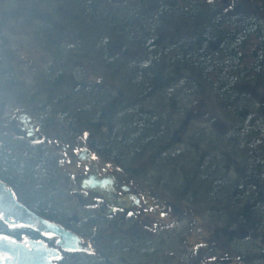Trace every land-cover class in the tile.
<instances>
[{"label":"flooded vegetation","instance_id":"obj_1","mask_svg":"<svg viewBox=\"0 0 264 264\" xmlns=\"http://www.w3.org/2000/svg\"><path fill=\"white\" fill-rule=\"evenodd\" d=\"M146 1L141 0L140 7L136 3L133 9L115 10L130 18L122 31L126 43L142 49L138 59L125 65L133 83L144 86L132 89L136 91L130 95L135 97L132 101L146 95L156 100L157 74L163 70L158 48L150 45H160L168 18L157 3L154 8L144 7ZM30 2L19 7L18 0H0V181L20 204L73 231L89 250H63L56 236L42 235L29 226H9L1 218L0 235L44 241L61 252L52 260L56 264H264L263 214L244 215L238 201L224 207L209 201L205 209L210 215L197 216L193 211L191 216L166 217L167 206L178 209L154 198L110 159H102L92 144L102 141L104 127L113 131L116 93L107 83L76 81L75 59L84 56L96 64L105 62L112 70L128 53L118 50L121 45L113 36V24L112 36L101 45L94 41L88 50L79 25L67 21L72 13L66 8L50 10L40 1ZM171 14L176 16L171 24L177 26L183 25L185 16L189 21L193 16L176 7ZM205 15L214 16L208 11ZM131 24L138 25L133 32ZM71 26L76 29L73 39L67 31ZM172 37L179 57L189 58L195 48L191 32ZM24 49L31 50L25 51L30 54L26 58L19 55ZM81 73L86 74L84 67ZM146 104V112H158L156 102ZM67 165L74 169L69 171ZM223 169L226 173L228 168ZM258 202L250 207L258 211ZM260 207L264 212V204ZM206 218L212 223L205 226L206 234L186 246V230L192 232L199 219ZM185 219L188 226L181 225ZM180 254L184 261L178 259Z\"/></svg>","mask_w":264,"mask_h":264},{"label":"trees","instance_id":"obj_2","mask_svg":"<svg viewBox=\"0 0 264 264\" xmlns=\"http://www.w3.org/2000/svg\"><path fill=\"white\" fill-rule=\"evenodd\" d=\"M71 1V4L75 3L76 6L84 1V6L90 10L101 8L98 0ZM154 1L164 10V15L168 18L167 24L171 18L175 17L171 14L175 7L179 11L189 10L193 13L190 14L193 15L190 20L193 26L192 35L195 48L191 58L179 57L178 47L168 40L160 39V45H156L157 43L150 45L153 50L158 48L162 61L173 58L171 61L176 69L189 70L190 74L184 77L186 79L184 82L179 78L172 79L173 76H169V72L166 73L165 70L157 74L160 81H158L156 100H154L155 96L146 95L132 101L134 96L131 99L128 95L125 97L116 92L113 131L111 127L110 129L104 127L102 141L92 144L94 150H99L104 159H110L116 165L123 166L122 169L131 172L132 175H136L134 164L140 161L148 150L155 149L157 157L163 156L164 153H172V162L167 161L168 158L163 160V157L157 161L156 156H153V159L151 158L140 166L143 169L144 164L149 165L148 170L150 171H146L144 177L148 181L156 179L153 185L164 195L168 194L171 197L177 195L181 201L187 204L197 203L201 208L205 205V201L217 202L222 207L238 201L244 215H264L260 207V204H264V123L255 115L256 96H251L249 92H246L248 84L253 83L254 88L264 85V3L263 6L253 9L249 5L253 3L252 0H228L227 4L220 3L218 0ZM137 3L139 7L142 6L140 5L141 0ZM143 5L145 7V4ZM207 11L214 15L211 19L209 16L206 17L205 12ZM125 14L124 17L128 16V13ZM116 18L120 17L116 15ZM126 24L128 23H124L123 26L128 27ZM135 24H131V32L134 31V27L138 26ZM123 26L114 28L115 35L127 40L122 34ZM167 67L169 69L173 66L162 64V69ZM129 76L133 78V74ZM138 83L137 81L132 82V87H144ZM202 86H207L209 88L207 91L210 93L212 91L215 97L220 99L221 107L225 108L224 115L227 118L225 122L230 130H227V133L222 132L223 126L215 118H212L211 123L220 124L218 126L220 135L224 134V138L229 137L227 139L235 145L232 151L235 150L245 161L244 165H241L244 170L241 181L236 180L237 182L229 188L225 178L218 180L216 177H211L208 180L203 176L202 156L200 155L198 160L194 161V157L201 149L197 144H188V141L184 140V134L187 132L184 128L187 127L188 116L191 113V110H188L184 104V98L194 90L192 87L196 88L195 94H200L204 89ZM149 101L151 104L156 102L159 105L158 112H146L149 108V106L146 107V103ZM86 103L91 104V101ZM243 112L245 115L242 114ZM89 114L91 118L92 114ZM202 135V133H197L199 138ZM193 151L196 153L194 154ZM181 159L185 164L179 166ZM233 160L236 166L240 162L236 158ZM172 163L175 167L171 168ZM214 163L216 164H212L214 167L210 169L217 172V169H221L218 167L220 162ZM184 165L194 167L196 172L194 178L193 175L189 176L188 173L182 172ZM226 168L228 169L224 176L231 169L230 165ZM161 178L174 183L177 191L174 193V190H169V185L166 184L167 182H161ZM206 179L208 181H205ZM251 202H258V211L250 207Z\"/></svg>","mask_w":264,"mask_h":264},{"label":"rangeland","instance_id":"obj_3","mask_svg":"<svg viewBox=\"0 0 264 264\" xmlns=\"http://www.w3.org/2000/svg\"><path fill=\"white\" fill-rule=\"evenodd\" d=\"M31 0H18V6L22 7L23 5H27ZM36 2L40 1V6L41 7H45V8H50V10L52 9H58L59 6H62L63 8H66V10H68V14L72 13L70 18L67 17V21L70 22V24H72L73 27L74 23H78V30L80 29V31H82V39L83 44L88 47V50H91V46L93 44V42L95 41V43L98 41V44L101 45V42L107 38H110L112 36V34L110 33L113 29L111 28V24L114 25V28H118L123 26L124 23H128L129 21L128 19H130L128 16H121L118 13H115L114 10L112 9H116V10H120L122 8L124 9H133L136 3L139 0H98L99 4L101 6L100 9L95 8L96 10L93 9H87V6H84L85 3L83 1V5L78 3V5L76 6L75 3L74 5H72V1L67 0H35ZM65 1V2H64ZM253 3H250V7H252L253 9H256V7L259 6H263L264 1L261 0H252ZM27 3V4H24ZM67 3V4H66ZM81 3V1H80ZM154 0H147L145 3V7L147 8H154ZM221 3V2H220ZM85 7V8H84ZM90 10V11H89ZM111 10V11H110ZM78 13V15H75L76 13ZM54 13V12H52ZM115 13V15L112 16V14ZM80 14V15H79ZM106 14V15H104ZM110 14V15H109ZM111 17H109V16ZM116 15H119L120 18H116ZM73 16V17H72ZM79 16V17H78ZM176 17V16H175ZM173 17V18H175ZM122 18V20H121ZM172 18V19H173ZM58 20V19H57ZM74 23H73V21ZM72 21V22H71ZM171 22V20H169ZM58 22H60L58 20ZM170 22L167 24L166 20L164 21V25L162 26L163 29L161 31V37L165 40L170 41L171 38H173L172 36L174 34H176L178 32V34H183L185 33L187 35V33L189 34V32H191V34L193 33V26H191V21L188 20V17H184L183 18V25H172L170 24ZM70 27L67 29V31L71 32L69 36H72V39L74 37V33L76 32L73 27ZM110 26V27H109ZM178 28V30H177ZM187 29L189 30V32L187 31ZM187 31V32H186ZM111 35V36H110ZM115 36L114 38L117 41V44L121 45V48L118 50H126L125 52L128 53L127 55H122L119 60L122 61V63L117 60V62H115V65L113 67V69L111 70L109 67H107L106 63L103 62L101 64H96L95 62H93V60H91V58L88 57H78L75 60H77L79 62V64L75 65V66H79V68H74L73 72L76 73L74 74V79L80 83H88V82H98L102 85H105L106 83L109 84V87H111L113 89V91L116 93L118 92L119 94H124V96L126 97L128 95V97H131L130 95L135 94L136 91L132 90V83L133 78H131V76H128V72L127 69L125 68V65L128 63H132L135 61V58L138 59L139 56H141V52L138 46L135 45H130L127 44L125 40H123L122 38L118 37L117 35H113ZM162 39V40H163ZM103 46V44H102ZM125 46V47H124ZM102 48V47H101ZM117 50V49H116ZM30 52L28 49H24L23 51H21L19 53V55H22V57L26 58L27 55H30L28 52ZM120 53V51L118 52ZM117 54V51H116ZM123 56H125L123 58ZM173 59V58H172ZM172 59H165L163 60V64L165 63L166 65L170 64V66L172 65V68H163V70L166 71V73L169 72V76H173L172 79H180L182 82L186 81V79L184 78L185 76H189V70H182V68L180 69H176L175 66L173 65V61H171ZM125 60H127L125 62ZM100 62V61H98ZM125 62V63H124ZM128 62V63H127ZM168 63V64H167ZM95 64V65H94ZM162 65V64H161ZM82 66V67H81ZM83 67L86 70V74H82V70ZM81 68V69H80ZM162 70V71H163ZM177 70V71H176ZM188 72V73H187ZM165 73V74H166ZM179 73V75H178ZM183 73V74H182ZM182 74V75H180ZM189 82H191V80H189ZM247 89L246 92H249L251 96H256L255 97V112H256V116L259 117V120L264 123V85H260V87L258 88H254L253 87V83L252 84H248L247 85ZM256 87V86H255ZM201 93L200 94H195L194 91L196 90V88L193 91H191L188 95H185V101L184 104L186 105V108L188 110H191L190 116H188V124L186 125L187 127H185V134H184V140L188 141V144H197L199 146V148L201 149L200 152L198 153V155L196 157H194V161L196 162L198 160V157L201 155V162L202 163V174L203 176H205V178L207 177L208 180L211 177H216V179L220 180L222 178H225L226 184H228V188L232 186L233 183H236L237 181H241L240 178L242 177V174L244 172L243 170V166L244 162L241 157L237 154V152L235 150L232 151V148L235 146L233 145V143L231 141H229L230 139H227L229 137H225L224 138V134L220 135L221 132L220 124L223 126V131L222 132H226L227 130H230L227 125L225 120L227 118H225L224 115V109L223 107H221L220 102L218 98L215 97V94L210 93V91L208 92L207 90L209 88H207V86H202ZM191 89V88H190ZM175 95V94H174ZM195 95V96H194ZM242 114L245 115V113L243 112ZM186 116V115H184ZM183 116V117H184ZM212 118L217 119V121L220 124L215 125L214 122L211 123ZM182 122V121H181ZM260 122V123H261ZM229 125V124H228ZM197 133H202V139L199 138L197 136ZM225 133V134H226ZM229 141V142H228ZM235 144V143H234ZM184 145V144H183ZM197 146V147H198ZM238 145H236L237 147ZM239 147V146H238ZM194 154L196 153V151H193ZM164 153V152H163ZM156 150H148L145 155L143 157H141L140 161L136 162L134 165L136 171V175H132L131 172H127L124 169H122L123 166H118L115 163L113 164L114 166H116L117 169H119V172L121 171V173H123L125 176H127L129 179L132 178L133 182H135V184L142 186L147 189L149 191V193L157 199L160 200H164V202L166 204H171V206H174L178 209V211L176 212V210H171L169 209V207H166V211L167 213L164 214V216L168 217V215H178V216H191L192 212H194V214H197V216H206V215H210L207 213L205 207L206 205H209L208 202L205 201V205L201 208L197 203L195 204H191V203H185V201H181L177 195L175 197L170 196L168 194L164 195V193L161 190H157L154 187V181H148L144 176L145 173H147L149 169V165L148 164H144L143 169L140 167L141 165H143L142 163L148 162L149 160H151V158L153 159V156H156ZM230 154V156L228 155ZM172 153H167L161 157H163L162 159L165 160L167 159V161L172 162V158H171ZM161 157H155V160H160ZM238 159L240 160V162L238 163V165H234L233 159ZM103 160H105L104 158H102ZM183 159V158H182ZM181 159V160H182ZM242 160V161H241ZM160 162V161H159ZM214 162H220V165L218 167L221 168V170H217V172L213 169H210L212 167H214V165L216 163ZM185 163H183V160L181 162V165H183ZM211 164V166H210ZM214 164V165H212ZM231 167L230 172L227 173L226 176H224V169L225 166H229ZM172 167H175V164L172 163L171 165ZM185 166V165H184ZM67 168L69 171H72L74 168H72L70 165H67ZM239 168V169H238ZM147 171V172H146ZM188 173L189 176L193 175L196 176V172L194 167L192 168V166H185L183 167L182 172ZM213 171V172H212ZM141 175V176H137V175ZM166 178H161V182H167L166 184L169 185V190H174V193L177 191V187L174 183H172L171 181H166L164 180ZM207 179L205 181H208ZM237 180V181H236ZM204 184H206V182H204ZM203 184V185H204ZM193 186V185H192ZM194 188V186H193ZM217 189H219V187H217ZM185 223L181 224L182 226L187 225V219L183 220ZM200 223L199 226L196 227L192 232L187 233L186 230V234H185V238H184V243L186 246H190L192 244H194L196 242V239L198 237V239L202 236L200 234H206L207 229H205V226L207 225V218L206 219H199ZM198 225V223H196ZM208 225H212V223H208ZM188 226V225H187ZM180 261H184L185 257H183L181 254L178 256Z\"/></svg>","mask_w":264,"mask_h":264},{"label":"water","instance_id":"obj_4","mask_svg":"<svg viewBox=\"0 0 264 264\" xmlns=\"http://www.w3.org/2000/svg\"><path fill=\"white\" fill-rule=\"evenodd\" d=\"M14 192L0 181V218L9 226H29L42 235L56 236L57 245L63 250H89L88 245L73 231L34 214L14 197ZM42 240L25 238L16 240L9 235H0V264H56L53 259L60 256L56 248Z\"/></svg>","mask_w":264,"mask_h":264}]
</instances>
